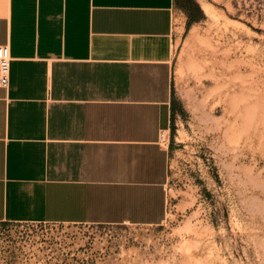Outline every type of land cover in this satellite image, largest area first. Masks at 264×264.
I'll return each mask as SVG.
<instances>
[{
	"label": "crops",
	"instance_id": "crops-1",
	"mask_svg": "<svg viewBox=\"0 0 264 264\" xmlns=\"http://www.w3.org/2000/svg\"><path fill=\"white\" fill-rule=\"evenodd\" d=\"M175 0H0V222L166 217Z\"/></svg>",
	"mask_w": 264,
	"mask_h": 264
},
{
	"label": "rangeland",
	"instance_id": "rangeland-1",
	"mask_svg": "<svg viewBox=\"0 0 264 264\" xmlns=\"http://www.w3.org/2000/svg\"><path fill=\"white\" fill-rule=\"evenodd\" d=\"M159 225L0 222V264H264V0H175Z\"/></svg>",
	"mask_w": 264,
	"mask_h": 264
},
{
	"label": "built area",
	"instance_id": "built-area-1",
	"mask_svg": "<svg viewBox=\"0 0 264 264\" xmlns=\"http://www.w3.org/2000/svg\"><path fill=\"white\" fill-rule=\"evenodd\" d=\"M12 61L11 48L8 44H0V87L8 88L10 84V68ZM161 140L165 139V131L161 133Z\"/></svg>",
	"mask_w": 264,
	"mask_h": 264
}]
</instances>
